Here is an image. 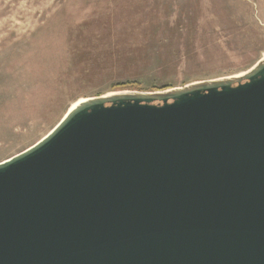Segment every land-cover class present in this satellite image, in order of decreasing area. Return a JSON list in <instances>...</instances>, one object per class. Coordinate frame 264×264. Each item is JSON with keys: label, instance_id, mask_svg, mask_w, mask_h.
<instances>
[{"label": "water", "instance_id": "1", "mask_svg": "<svg viewBox=\"0 0 264 264\" xmlns=\"http://www.w3.org/2000/svg\"><path fill=\"white\" fill-rule=\"evenodd\" d=\"M0 264H264V57L84 98L0 161Z\"/></svg>", "mask_w": 264, "mask_h": 264}, {"label": "rangeland", "instance_id": "2", "mask_svg": "<svg viewBox=\"0 0 264 264\" xmlns=\"http://www.w3.org/2000/svg\"><path fill=\"white\" fill-rule=\"evenodd\" d=\"M263 55L264 0H0V161L81 98L229 77Z\"/></svg>", "mask_w": 264, "mask_h": 264}, {"label": "bare ground", "instance_id": "3", "mask_svg": "<svg viewBox=\"0 0 264 264\" xmlns=\"http://www.w3.org/2000/svg\"><path fill=\"white\" fill-rule=\"evenodd\" d=\"M262 57H264V55L262 56ZM242 73H240V74H237V75H235V76H238V75H241ZM234 76V75H233ZM84 98H81V99H79V100H77V101H75L68 109H70L72 106H74L76 103H78L79 101H82ZM65 114V113H64Z\"/></svg>", "mask_w": 264, "mask_h": 264}, {"label": "trees", "instance_id": "4", "mask_svg": "<svg viewBox=\"0 0 264 264\" xmlns=\"http://www.w3.org/2000/svg\"><path fill=\"white\" fill-rule=\"evenodd\" d=\"M134 84H135L134 86H138L139 83H134ZM167 87H168V86H167ZM165 88H166L165 85H163L161 88H158V89H162V90H163V89H165Z\"/></svg>", "mask_w": 264, "mask_h": 264}]
</instances>
